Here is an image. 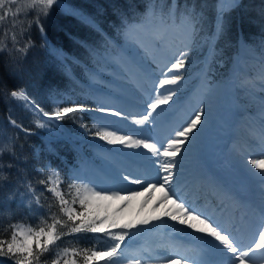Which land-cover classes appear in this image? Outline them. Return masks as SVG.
Segmentation results:
<instances>
[{
    "label": "trees",
    "instance_id": "trees-1",
    "mask_svg": "<svg viewBox=\"0 0 264 264\" xmlns=\"http://www.w3.org/2000/svg\"><path fill=\"white\" fill-rule=\"evenodd\" d=\"M61 1L58 6H53L46 18L40 17L43 35L31 11L18 14L16 19L18 27H13L10 17L0 22V43L7 45L0 51V143L14 140L17 157L14 158L7 152L0 157L3 164L13 165L11 168L5 167L0 172V239L9 237L10 224L23 223L35 226L40 216L45 215L44 211L37 210L34 202L30 207L27 206L30 196L24 194L29 182L36 189V194L40 195L41 203L46 209L49 203L54 205L55 200L44 190L46 185L39 182L47 181L51 171H58L64 180L60 187L66 198L71 200L67 188V184L72 182L69 180L72 176L71 170L81 158L90 153L92 140H100L99 137L92 135L96 130L92 112L97 109L95 102L97 99L94 100L87 94V85L84 82L86 69L90 70L99 63L103 56L102 51L106 47L115 48V45H119L122 18L129 21L153 7L157 12L166 11V6L173 2V0ZM223 3L228 9L222 16L224 31L216 36L221 0H175L181 11L185 4L189 7L194 5L196 12L200 14L196 33L186 50L185 68L181 70L184 77L183 83L179 86L181 94L196 81L203 64L202 72L208 80H226L236 75L237 81L243 83L246 73L251 72L254 66H258L256 64L262 58L264 0H239V5L234 8L228 5V0H224ZM73 12L91 17L96 26L84 22L77 15H73ZM13 32L17 38L16 48H23L29 40L32 41V47L26 54L13 48L11 40ZM232 51L235 55L233 63ZM236 65L240 66V71ZM16 67L23 71L14 72L13 69ZM236 87L239 91L238 86ZM20 89L25 90L30 102L39 105L46 112L76 105H83L91 111L84 112L82 118L81 114H77L74 118L49 121L48 117H43L37 112L29 101L10 97L12 90ZM253 92L264 97V88L255 87ZM248 94L241 95L245 100L240 103L248 101L250 108L256 105L257 110L262 108L264 100L256 95L252 96L250 92ZM53 95L62 97L55 102L52 99ZM243 110L241 107L235 108L236 114ZM10 120L22 125L29 134L12 126ZM38 124H43L44 127H38ZM81 125H87L91 131H86ZM79 131L85 135L79 134ZM81 136L85 139H81ZM79 140L83 141V146L78 143ZM45 165H50L51 171ZM39 169H44L43 174ZM74 206L79 210L78 204ZM52 211L58 212V208L53 207ZM104 226H109L108 219ZM80 235L76 234L77 237ZM83 236V239L65 237L57 242L58 247L63 249L95 246L97 250H103L111 243L103 233H87ZM94 236H101L104 239L98 242L91 239ZM5 259L0 258V264H5ZM42 259H48L50 264V256ZM7 264L11 262L8 261Z\"/></svg>",
    "mask_w": 264,
    "mask_h": 264
},
{
    "label": "snow or ice",
    "instance_id": "snow-or-ice-1",
    "mask_svg": "<svg viewBox=\"0 0 264 264\" xmlns=\"http://www.w3.org/2000/svg\"><path fill=\"white\" fill-rule=\"evenodd\" d=\"M59 4L60 0H0V22L10 17L13 27H18L19 25L16 24L18 14L31 11L35 16V23L43 35V26L39 23L40 17L46 18L53 6H58ZM228 5L234 8L239 5V0H228ZM166 9V11L157 12L156 8L153 7L144 14L143 18L135 23L122 18L120 34L130 38L135 31L145 26V20L149 17L159 24V28L154 33L156 36H159L171 24H175L177 20H179L180 24L187 25L193 35L196 33L200 14L196 12L194 5L189 7L185 4L183 11H181L180 6L176 5L175 0H173L172 3L166 6ZM226 10L228 9L222 0L216 36H219L224 31L222 16ZM73 15H77L93 27L96 26L95 21L83 13L73 12ZM28 27H31V23H29ZM11 40L13 48L17 52L26 54L28 49L32 47V41L29 40L23 48H16L17 38L15 32L11 34ZM5 47L7 45L0 43V51H3ZM185 48H187V45H185ZM261 55L260 82L261 87L264 88V47L261 49ZM186 57L187 52L184 50L172 53V59L169 64H166L165 68L160 70V75L163 78L155 82L156 86L152 89L150 98L146 101V114L141 113L138 114V118L133 117L134 124L145 125L151 123L160 115L157 110L161 109L162 105H168L170 101H173L183 80L181 70L185 68ZM13 71L19 73L23 69L16 67ZM161 89H164L167 94H161ZM9 95L18 100L29 101L24 89L12 90ZM29 103L43 117H48L49 121H62L65 118H74L77 114H81L82 118L84 112L91 111L83 105H76L73 107H59L52 112H46L39 105H35L34 102L29 101ZM261 107L264 109V103H262ZM98 111L111 113L117 117H124L122 111H115L109 107H100ZM205 114V108H198L194 112L193 117L186 122V126H181L174 130L169 137L163 140L156 137L139 139L131 135H120L115 131L108 130L107 127L94 126L96 130L92 132V135L110 144H121L128 148L140 149L145 151L146 154L150 153L151 157L155 158L154 163L159 165L156 169V175L150 178L146 177L143 180L140 178L133 179L130 176L123 177L124 181L130 180L132 184L140 185L141 189L140 191H130L126 196L122 194V191L98 190V186H93L90 182L85 183L80 177H69V180L72 181L67 184L68 195L71 196V200H69L60 187L64 180L59 172L51 171V166L45 165L46 168L50 169L51 174L48 176L47 181L41 180L39 183L46 185L44 190L54 197L55 204L49 203L45 209V206L41 203L40 195L36 194V189L29 182L24 194L30 196L27 206L30 207L34 202L37 210L44 211L45 215L40 216L39 222L35 226L23 223L10 224L9 237L0 239V258H6L5 264L8 261L11 264H49L48 259H42L46 256L51 257L50 264H100L101 260H103V264H120L122 259H127V264H142V261L143 264H150L153 259L158 264H173V258L168 256L146 257L140 254L129 258L121 246L129 236L130 231L136 226L131 223L125 224L121 226V231L114 232L112 228L116 227L115 221L109 228H105L104 221L107 217L101 218L98 215H93L91 211L92 205H98L100 201L112 199L130 201L133 197L144 193L147 194V199L145 200V204H147V201L152 199V193L159 188L163 191V196L159 202L171 201L172 204V208L166 211L164 216L204 234L203 238L222 256L223 259L220 264H254L256 253H264V159L246 160L250 170L259 177L261 184L260 203L257 206L259 223L255 230L251 232V239L247 243H245L240 229L235 225L222 223L220 220L207 215L187 200L181 198L176 190L177 168L179 167L177 158L189 150L198 134L199 126L206 122L203 119ZM10 124L21 129L25 134H29L28 130L24 129L15 120H10ZM38 127H44V125L38 124ZM81 127H84L86 131H91L87 125H81ZM260 139L261 143L264 144V133H262ZM15 148L14 140L10 139L8 143H0V157L7 152L17 158ZM5 167L11 168L13 165H5L0 162V172ZM255 170L259 171L256 172ZM43 171L44 169H39L41 174H43ZM77 180L80 182L76 183ZM77 204L79 210L74 206ZM53 207L58 208V212L52 211ZM154 219L159 220L161 218L155 217ZM140 223L147 225L151 221L146 219ZM7 230L5 229V231ZM87 233H103L104 237L109 238L111 243L109 246L104 247L103 250H97L95 246L92 248L65 247L59 249L57 242L62 241L63 238L72 236L83 239V234ZM76 234L81 235L77 237ZM104 237L94 236L91 239L99 242ZM175 259L176 264H190V261L192 264H209L207 260L201 258L199 252L195 251L192 256H184L183 258L178 256Z\"/></svg>",
    "mask_w": 264,
    "mask_h": 264
},
{
    "label": "bare ground",
    "instance_id": "bare-ground-1",
    "mask_svg": "<svg viewBox=\"0 0 264 264\" xmlns=\"http://www.w3.org/2000/svg\"><path fill=\"white\" fill-rule=\"evenodd\" d=\"M162 34L163 32L160 33L159 36L155 35V38L159 40L158 42H163V38L160 39ZM176 37L179 43L175 46V49L169 51L171 55L178 50H183L185 45H187L186 50L190 46V35L184 34V32L181 31L179 34H176ZM152 49L153 48L147 49V60L151 64L152 70L156 73H160V70L165 68V65L171 60L168 57H160L157 61L153 60L151 55L156 51ZM138 57L142 58V54L135 58ZM137 75L138 74H136V76ZM136 76L129 75L127 77L128 79L124 82L126 87L124 94H112L116 98H121V105L112 107V109L124 113V117L113 115L120 120L122 126L112 131L120 135H131L139 139L156 137L163 140L172 133L169 131L173 127L171 124L164 126V123L156 122L145 125H136L133 123V117L138 118V114L146 112V106L143 100H146V96L149 95V89L152 85L151 80L149 81L143 76H141V80H139ZM219 80L220 79H218V81ZM136 82L140 83V85H137ZM210 82H213V86L210 87L199 106V108H205L206 114L203 119L206 122L199 126L198 134L189 147V150L186 153H182L177 158L179 167L177 168L176 190L181 198L187 200L201 211H203V209L199 206L200 204L205 208L208 207V203L211 200V198L208 199V195L219 194L220 197L222 196L225 199V205L223 208H220V221L226 224L230 220L235 221L233 224L235 226L238 221L236 227L240 229L241 235L245 243H247L248 240L251 239V232L254 229V224L259 221L257 206L260 203V195H257V189H261V184L259 182V177L250 170V166L246 163V160L264 159V155H262V153H264V148L250 151L243 150V148L238 145L234 149V161L246 172V180L244 182L237 184L213 172L212 163L207 151L206 140L216 122L220 107H222V87L220 83L217 82V79H213ZM186 122H184V126H186ZM121 146L126 149L127 154L123 153L124 156L117 159L115 170H108L110 173L109 175L114 176L117 182L112 183L113 186L108 184H106V186H100L98 190L110 189L112 191H122V194L126 196L130 191H140L141 189L140 185L132 184L130 180L124 181L123 177L130 176L133 179L140 178L142 180L146 177H154L159 165L158 163H154L155 158L151 157L150 153L146 154L145 151L140 149L128 148L124 145ZM232 148L233 147L230 148V153L233 151ZM199 191L204 194L200 202L197 201V199L201 197ZM162 196L163 191L157 188L152 193V199L148 200L147 204H145V200L147 199L146 193L135 196L130 201L122 199L100 201L103 204L116 208L126 218L132 219L141 215L144 220L147 219L151 221V223L147 224L149 226L148 229L144 228L140 230V233H137L133 239L125 244L126 255L129 258L140 254L146 257L168 256L172 257L173 264H176V257L179 256L183 258L184 256H192L195 251L199 252L201 258L207 260L209 264H220V261L223 259L222 256L203 238L204 234L164 216V213L172 208V204L171 201L160 203L159 201ZM191 197H194L195 200ZM155 217H160L161 219H154ZM125 261H127V259H125ZM150 264H158V262L153 259ZM190 264H192L191 261ZM254 264H264V253H256Z\"/></svg>",
    "mask_w": 264,
    "mask_h": 264
},
{
    "label": "rangeland",
    "instance_id": "rangeland-1",
    "mask_svg": "<svg viewBox=\"0 0 264 264\" xmlns=\"http://www.w3.org/2000/svg\"><path fill=\"white\" fill-rule=\"evenodd\" d=\"M61 2L62 1L60 0V3ZM145 13H142L139 17L129 20V22H138L141 18H143ZM158 28V22L153 21L149 17L145 20V26L143 28L135 31L130 38H126L121 35L119 45H115V48L110 46L106 47L105 50L102 51L103 56L99 63L95 64L94 68H90V70L86 69L87 73L84 82L85 85H87V94H89L92 99H97L95 101L97 104V112L96 110L92 112L95 118L94 126H98L100 128L107 127L110 131L122 126L117 117H114L110 113L100 112L98 109L100 107L112 108L121 105V98H116L112 94L121 93L122 95L125 93L126 87L124 82L128 79L127 77L129 75L136 76V74H138L136 77L139 80H141V76L149 81L151 80L152 85L149 89V95L146 96V100H143L145 106L147 107L146 101L150 98V93L156 86L155 82L158 79L163 78L160 73H156L152 70L151 64L148 62L147 57H145L148 52V48H153L156 51L152 53L153 55H151L153 60L157 61L160 57H168L171 60L172 55L169 51L175 49V46L179 43L176 34L183 31L184 34L190 35L191 38L193 37L189 27L187 25L180 24L179 20H177L175 24H171L165 31H163L160 38H163V42H158L159 40H157L154 35V31ZM183 50L185 51L186 48ZM232 53L231 58L233 63V59H235L234 51H232ZM141 54L142 58H135ZM168 60L166 61L169 62ZM236 60L238 61V58ZM261 60L262 58L258 60V64H256L258 66L253 65L254 67L252 66L253 68H250L251 72L246 73V79L243 83L237 81L238 78H236V75L229 78L227 81H218L217 79V82H219L222 87V107H220L216 122L214 123L206 140L207 151L212 163L213 172L237 184L246 180V172L234 161V149L238 145H240L243 150L250 151H256L264 148V145L262 143L260 144L261 140L254 136L259 129H263L262 132H264V109L260 108L261 110H257V105L250 108L248 101L246 103H240L245 100L241 95L248 94L249 92L252 96L257 94L256 92L254 94L253 88L259 87L258 83H261ZM239 67L240 66L236 65L237 70H239ZM183 81L184 77L180 85ZM212 83L213 82H209L208 77L204 76L202 72V76L199 78L198 82L186 93V95L180 97L181 91L179 92L178 90L177 95L173 98V101H170L168 105H162L161 109L157 110L160 112V115L151 123H164V126L171 124L173 126L172 129L169 130L171 132L181 126H184V122L191 119L194 112L201 105L203 98L208 93L210 87L213 86ZM137 85H140V83H137ZM236 86L240 89L239 91H237ZM145 89L147 90L146 87ZM160 91L163 95L167 94L164 89H161ZM61 97L62 96L59 95H53L52 99L56 102L60 100ZM189 106L193 109L188 112L187 110ZM238 107L244 109L243 112L240 113L241 115L236 114L235 112V108ZM253 129L255 130L253 131ZM234 131L237 132L236 135L233 134ZM80 133L81 132L79 131V134ZM81 134L85 135L84 133ZM231 135H239L243 138V140L242 138L237 137V141H234L231 146L233 147V151L230 153ZM80 138L84 140V136H81ZM244 139H246L249 148L243 144ZM78 143L82 146L84 145L82 140H79ZM123 153H126V149H124L123 146L119 144H110L107 141L100 139V142L92 143L90 153L77 162L76 166L73 170H71V177H80L83 182H90L93 186H98V188L103 185L106 186V184L113 186L112 183L117 181L114 176L109 175L110 173L108 170H115L117 159L123 157ZM255 171L258 172L259 170ZM79 182L80 181L77 180V183ZM257 193L260 194L259 189H257ZM91 211L93 215H99L102 218L107 217L109 220V226H105V228H109L113 221H115L116 227L112 228V231L114 232L115 230H118V232L121 231V226L125 224L131 223L136 226L130 231L129 236L121 246L124 252L126 248L125 244L129 240L133 239L137 233H140V230L149 228L148 225H142L140 223L144 220L141 215L132 219L126 218L116 208L101 202H98V205H92ZM100 264H103V262H100ZM120 264H127V261L122 259Z\"/></svg>",
    "mask_w": 264,
    "mask_h": 264
}]
</instances>
